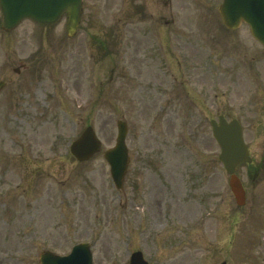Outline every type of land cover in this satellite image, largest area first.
Instances as JSON below:
<instances>
[{"label": "rangeland", "instance_id": "374dc122", "mask_svg": "<svg viewBox=\"0 0 264 264\" xmlns=\"http://www.w3.org/2000/svg\"><path fill=\"white\" fill-rule=\"evenodd\" d=\"M139 1L100 0L96 11L92 0H87L85 5L95 19L84 20L83 30L73 39L64 35L62 25L49 37L27 20L9 33L0 28V65L8 69L5 80L9 82L0 94V123L6 126L17 120L20 125L55 129L57 144L60 137L64 139L67 151L62 212L40 214L42 205L33 221L22 217L13 224L7 217L9 228L0 230V264H38L41 251L64 255L77 242L91 244L93 264H128L137 250L150 264H219L223 259L224 223L234 216L235 204L209 121L217 119L218 106L228 107L237 99V90L246 96L251 85L242 78L239 88L212 72L205 98L210 120L182 113L189 108L183 98L171 105V87L177 84L171 75L177 77L178 69L172 67H177V60L182 63L179 51L184 47L179 48L172 25L161 23L159 17L190 18L193 13H187L185 0H171L170 5L168 0H142V14L117 21ZM190 3L194 9L202 6L194 0ZM239 33L247 47L243 57L247 62L237 65L236 75L244 77L250 67L264 69V54L256 53L258 58L251 61L257 45L245 35V28ZM10 67H20L19 74ZM181 70L185 80H192L187 66ZM187 90L196 91V86ZM42 111L49 117L39 120ZM26 115L28 119L21 118ZM262 116L252 119L242 114L238 119L256 163L262 161V178L256 183L247 179L243 168L238 171L247 189V211L264 207ZM120 119L127 123L131 161L123 189L117 191L102 153L113 147ZM88 125L102 147L93 159L79 164L68 146ZM255 222L254 234L243 225L233 229L232 243L224 247L231 264L264 261V252L254 249L264 217L258 216ZM185 226L190 228L187 233L182 232ZM162 230L165 234L159 235Z\"/></svg>", "mask_w": 264, "mask_h": 264}, {"label": "flooded vegetation", "instance_id": "af4514ba", "mask_svg": "<svg viewBox=\"0 0 264 264\" xmlns=\"http://www.w3.org/2000/svg\"><path fill=\"white\" fill-rule=\"evenodd\" d=\"M170 1L168 0L169 5ZM197 2L202 6L194 9L190 1L185 0V4L188 5L187 13H193L188 15L191 16L190 18L160 16L159 20L165 25H172L173 33L180 45L179 48L184 47V51H179L182 63L177 60V66L180 67L178 82L183 90L176 86L174 96L184 97L187 100L186 103L191 106L192 113L197 114V117L203 120H210V112L205 107V98L209 87L207 73L212 69L223 70L230 72L229 77L231 78L232 73L236 70L232 56H235L236 60L243 59L247 50L239 44L237 30L230 31L223 27L217 14L220 0H197ZM133 13H137V10L134 9ZM199 13H203V15H199ZM174 24L177 26L174 27ZM202 25H205V32L210 35L207 40L205 39L207 36H203L201 32L197 31ZM206 44L211 46L208 50L200 47V45ZM256 53L253 51L251 61L258 58V53ZM182 66H187L192 80L183 78ZM10 69L13 70L12 67ZM6 71L8 69L5 65H0V81H4L6 84L4 90L9 85V82L5 80V76L8 75ZM253 71L254 96L240 100L235 108L230 105L228 107L218 106L216 113L219 116H223L225 119L236 118L237 115L233 111L237 110L243 115L254 113L264 117V81L260 79L264 78V75L262 76L261 67H257ZM192 84L196 86V91L187 90ZM182 107H184V103H182ZM16 116L18 119L19 115ZM21 118L28 119V116H21ZM35 119V117L32 118V123ZM30 125H20L17 120L6 126H2L0 123V216L6 217L0 219L1 226L9 227L7 217L12 218L13 222L18 221L19 215L33 220L32 216L38 212L40 206L43 205L40 212L42 214L44 211L60 212L65 204L67 166L65 140H61L59 135L57 144L55 129L50 130L41 126L33 128ZM236 210L243 211L244 209ZM252 210L253 208L249 210V216L254 222L259 215H253ZM242 216V212L238 213L237 220L241 221ZM263 231L258 233L257 240H260V233ZM256 232L255 226L253 234ZM260 241V247L264 252V240ZM257 264H264V261L259 259Z\"/></svg>", "mask_w": 264, "mask_h": 264}, {"label": "water", "instance_id": "95a60500", "mask_svg": "<svg viewBox=\"0 0 264 264\" xmlns=\"http://www.w3.org/2000/svg\"><path fill=\"white\" fill-rule=\"evenodd\" d=\"M45 0H0L2 13V28L13 29L24 17H31L37 22H50L53 17L40 15L36 8L43 7ZM81 0H60L59 12H67V33L72 35L78 24ZM25 7V10L23 9ZM43 14V13H42ZM220 14L224 24L229 28H236L243 21L249 25L252 36L264 47V0H224L220 7ZM57 15V16H58ZM117 138L115 146L104 153V158L110 166V175L117 189L122 188L124 175L129 163L124 139L127 133L125 122H117ZM212 134L221 149L220 162L226 173L230 175L229 186L235 201L242 203L243 190L239 180L233 175L235 167L242 162H249L247 152L242 145L240 127L236 121L227 124L219 119L218 124L212 122ZM70 153L80 162L89 160L100 150V142L91 127H87L80 137L71 143ZM80 264H92L88 248L77 251ZM40 264H71V258H58L49 253L40 255ZM129 264H147L140 252L131 255Z\"/></svg>", "mask_w": 264, "mask_h": 264}]
</instances>
